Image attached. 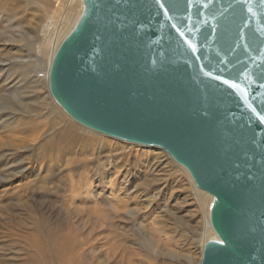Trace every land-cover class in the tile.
Masks as SVG:
<instances>
[{
    "label": "water",
    "instance_id": "obj_1",
    "mask_svg": "<svg viewBox=\"0 0 264 264\" xmlns=\"http://www.w3.org/2000/svg\"><path fill=\"white\" fill-rule=\"evenodd\" d=\"M81 2L51 97L87 128L162 148L212 197L199 264H264V2Z\"/></svg>",
    "mask_w": 264,
    "mask_h": 264
},
{
    "label": "rangeland",
    "instance_id": "obj_2",
    "mask_svg": "<svg viewBox=\"0 0 264 264\" xmlns=\"http://www.w3.org/2000/svg\"><path fill=\"white\" fill-rule=\"evenodd\" d=\"M75 7L0 0V264H196L204 215L163 150L66 132L39 103L38 64Z\"/></svg>",
    "mask_w": 264,
    "mask_h": 264
},
{
    "label": "bare ground",
    "instance_id": "obj_3",
    "mask_svg": "<svg viewBox=\"0 0 264 264\" xmlns=\"http://www.w3.org/2000/svg\"><path fill=\"white\" fill-rule=\"evenodd\" d=\"M71 3H75L76 7L75 9L73 10V14L71 16V19L68 21V23H66L64 26H62L57 32H55L53 34V38L51 40H48L47 42V46L44 48L46 50V55H45V58L43 60L40 61V63L38 64V69H40V71L38 72H42L43 73V76H42V83H41V87L42 89H45L47 92H46V96L44 98H41V100H39L41 103L40 105L41 106H47V112L52 115L53 117H56V118H61L62 120H64L67 125H68V129H66V132L68 130L71 131L72 128H74V126H78L76 128H79V129H84L86 130L87 132L89 133H92V134H97V135H100L102 137H107L108 135L106 134H103V133H100V132H97V131H94L90 128H87L79 123H77L76 121H74L69 115H67L63 110L62 108L54 101V99L51 97L50 93H49V90H48V73H49V69H50V65H51V62H52V59H53V55L55 53V51L57 50L59 44L62 42V40L65 38V36L72 30V28L75 26L78 18L80 17L81 15V12H82V2L81 0H71ZM30 33V32H29ZM20 36V35H19ZM25 39V38H24ZM33 39V38H32ZM24 64V63H23ZM18 67L20 65H17ZM35 66V65H34ZM28 68V66H24V69ZM32 67V66H31ZM19 68H22V67H19ZM23 69V70H24ZM30 69V68H29ZM27 69V70H29ZM35 69V68H33ZM22 70V69H21ZM27 70H25L27 72ZM24 71V72H25ZM37 79V78H36ZM35 80V78H34ZM33 80V81H34ZM37 81H39L37 79ZM32 82V81H31ZM33 83V82H32ZM35 83V82H34ZM37 84V83H36ZM34 84H32L33 86ZM31 86V85H30ZM37 86V85H36ZM34 86V87H36ZM19 90L20 93H26L24 92V90L27 89V86L26 87H17ZM29 90H31V88L28 86ZM33 88V87H32ZM37 90V88H34ZM28 92V91H27ZM30 92V91H29ZM31 92H35V90L31 91ZM30 92V93H31ZM17 93V92H16ZM34 94V93H33ZM39 94V93H38ZM42 94V93H41ZM27 95V94H26ZM36 94H34L33 96H35ZM44 96V95H43ZM23 97V96H21ZM20 97V98H21ZM33 98H36V97H33ZM38 101V100H37ZM36 101V103H37ZM34 103V102H33ZM32 104V103H31ZM35 104V103H34ZM18 105H21V103H18ZM32 106V105H31ZM39 107V106H38ZM23 108V104L19 107V109H22ZM63 123V122H62ZM61 123V124H62ZM38 134V133H37ZM74 135V134H73ZM75 138H78L76 135H74ZM100 138V137H98ZM79 139V138H78ZM102 139V138H101ZM121 140L122 142H125V140H122V139H119ZM128 142V141H127ZM156 150H158V146H154ZM160 148V147H159ZM162 149V148H161ZM163 150V149H162ZM164 154L166 155V157H168V160L170 161V163L173 164V166L177 167L179 170L183 171V173L186 174L187 177H185L186 179L188 178V182H189V187L191 189V192H193V196L196 200V202L198 203V205L200 206L202 212H203V215H204V228H203V232H202V236H201V251L203 249V245H204V242H206L207 240H211V239H216V235L215 233L213 232V230L211 229L210 227V224H209V206L210 204L212 203V197L207 194L206 192L200 190L197 188V186L195 185V183L193 182L191 176L189 175V173L187 172V170L182 167L181 165L177 164L168 154L167 152H165L163 150ZM172 161V162H171ZM186 181V180H185ZM201 257H202V252H201ZM200 262V261H199ZM199 262H197L196 264H199Z\"/></svg>",
    "mask_w": 264,
    "mask_h": 264
},
{
    "label": "snow or ice",
    "instance_id": "obj_4",
    "mask_svg": "<svg viewBox=\"0 0 264 264\" xmlns=\"http://www.w3.org/2000/svg\"><path fill=\"white\" fill-rule=\"evenodd\" d=\"M248 2H249V0H244V3H245V4H247ZM262 2H264V0H262ZM157 3H159V0H157ZM249 11H251V9H249ZM193 50H194V49H193ZM224 83L227 84L228 81L225 80ZM230 87L236 88V87H238V85L232 84V85H230Z\"/></svg>",
    "mask_w": 264,
    "mask_h": 264
}]
</instances>
